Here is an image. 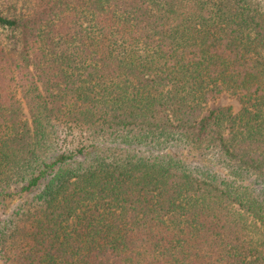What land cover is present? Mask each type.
Wrapping results in <instances>:
<instances>
[{
	"label": "trees",
	"instance_id": "obj_1",
	"mask_svg": "<svg viewBox=\"0 0 264 264\" xmlns=\"http://www.w3.org/2000/svg\"><path fill=\"white\" fill-rule=\"evenodd\" d=\"M28 1L0 11L5 261L264 264V0Z\"/></svg>",
	"mask_w": 264,
	"mask_h": 264
},
{
	"label": "rangeland",
	"instance_id": "obj_2",
	"mask_svg": "<svg viewBox=\"0 0 264 264\" xmlns=\"http://www.w3.org/2000/svg\"><path fill=\"white\" fill-rule=\"evenodd\" d=\"M29 4L28 0H0V11L6 15V16H16L21 15L27 5ZM5 33H10L7 30H4L0 27V35H4ZM226 104H234L236 107L239 106V102L236 98L230 97L228 94H223L221 97H219L217 100L210 103V106L215 108L220 105H226ZM17 203V199H11L8 202L7 207L0 208V219L4 218L14 205ZM0 264H8L5 259L2 257V252L0 248Z\"/></svg>",
	"mask_w": 264,
	"mask_h": 264
}]
</instances>
